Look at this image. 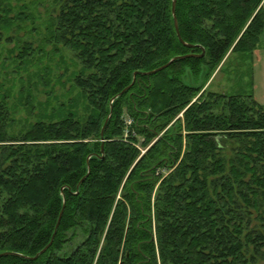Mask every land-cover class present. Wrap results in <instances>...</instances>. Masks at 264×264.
<instances>
[{
	"label": "trees",
	"instance_id": "1",
	"mask_svg": "<svg viewBox=\"0 0 264 264\" xmlns=\"http://www.w3.org/2000/svg\"><path fill=\"white\" fill-rule=\"evenodd\" d=\"M172 1H54L44 43L72 59L38 80L64 92L21 99L18 134L0 100V264H264V108L205 86L253 58L263 0H175L191 48Z\"/></svg>",
	"mask_w": 264,
	"mask_h": 264
},
{
	"label": "rangeland",
	"instance_id": "2",
	"mask_svg": "<svg viewBox=\"0 0 264 264\" xmlns=\"http://www.w3.org/2000/svg\"><path fill=\"white\" fill-rule=\"evenodd\" d=\"M55 0H5L3 6L11 9L6 16L9 27L0 41V100L10 107L14 123L11 132L18 134L23 125L34 121V115L43 110L44 105H54V96L64 92L61 86L51 78L50 86H45L38 80V75L46 73L55 74L61 69L63 61L70 63L72 55L67 50L55 52V47L45 44V25L49 17L54 15ZM23 13L33 17V20H24ZM21 17V18H20ZM34 22V23H32ZM29 42L35 48L32 55L27 58L24 65L16 61L18 47ZM258 54L245 62L231 60L220 70L214 71L205 86L209 91L225 94L227 96L252 95L253 99L264 108V30L260 37ZM63 59L61 60V56ZM26 61V60H25ZM44 70V71H43ZM190 74V73H189ZM191 76V75H190ZM205 82L202 74L198 81ZM191 83V81H189ZM53 94L50 95V91ZM29 97V98H28ZM29 99L35 106L33 115L28 117V106L22 105L21 99Z\"/></svg>",
	"mask_w": 264,
	"mask_h": 264
},
{
	"label": "water",
	"instance_id": "3",
	"mask_svg": "<svg viewBox=\"0 0 264 264\" xmlns=\"http://www.w3.org/2000/svg\"><path fill=\"white\" fill-rule=\"evenodd\" d=\"M171 12H172V17H173V24H174V30H175V33H176V37L178 39V41L185 47L187 48H191L192 46L191 45H188L186 43L183 42V40L181 39L180 37V33H179V30H178V24H177V19H176V15H175V0L172 1V9H171ZM195 55H192V54H189V55H185V56H179V57H174L172 58L171 60H169L166 64H164L163 66L161 67H158L157 69L155 70H152V71H149V72H145L143 73V75H150V74H155L157 72H160L166 68H168L174 61L176 60H184L186 58H190V57H194ZM135 78H136V73H133V76H132V81H131V84L129 86H127L119 95H121L123 92L129 90L131 88V86L134 84L135 82ZM87 167L89 168V164L87 163ZM83 181V179L80 181V183ZM64 206H65V203L63 202V205H62V209L59 213V216H58V219H57V222H56V225H55V231L52 235V238H51V241L48 243V245H46L40 252H38L35 256H33L32 258H30L31 260H34L36 259L39 255L43 254L49 247L50 245L52 244V241L54 239V236H55V233H56V230L58 228V225L60 223V219H61V216H62V213H63V210H64ZM7 255H13V253H3V254H0V257L2 256H7ZM16 255V254H15Z\"/></svg>",
	"mask_w": 264,
	"mask_h": 264
},
{
	"label": "crops",
	"instance_id": "4",
	"mask_svg": "<svg viewBox=\"0 0 264 264\" xmlns=\"http://www.w3.org/2000/svg\"><path fill=\"white\" fill-rule=\"evenodd\" d=\"M262 9H263V12H264V0L262 2ZM255 53L258 54V50H255L254 53H253V55H255Z\"/></svg>",
	"mask_w": 264,
	"mask_h": 264
},
{
	"label": "flooded vegetation",
	"instance_id": "5",
	"mask_svg": "<svg viewBox=\"0 0 264 264\" xmlns=\"http://www.w3.org/2000/svg\"><path fill=\"white\" fill-rule=\"evenodd\" d=\"M263 2V1H262ZM261 7H262V4H261ZM264 30V29H263Z\"/></svg>",
	"mask_w": 264,
	"mask_h": 264
}]
</instances>
